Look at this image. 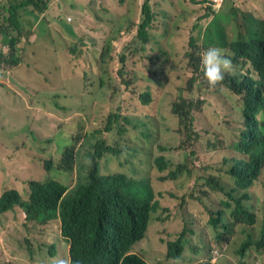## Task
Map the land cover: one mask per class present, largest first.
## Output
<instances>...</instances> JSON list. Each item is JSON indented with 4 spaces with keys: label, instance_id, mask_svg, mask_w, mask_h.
Instances as JSON below:
<instances>
[{
    "label": "trees",
    "instance_id": "obj_1",
    "mask_svg": "<svg viewBox=\"0 0 264 264\" xmlns=\"http://www.w3.org/2000/svg\"><path fill=\"white\" fill-rule=\"evenodd\" d=\"M118 1L124 4L127 0ZM231 1L233 5L226 15L211 5L212 0L200 1L206 5L207 15L211 18L188 44L185 52L190 68L188 72V67L174 48L175 34L169 32V29L174 30L176 24V8L184 11L181 0L177 3L172 1L173 5H168L165 0H143L141 16L127 26L118 23L109 25L110 30L99 38L101 44L95 45L101 48V58H97V79H92L89 69L75 60L78 45L71 44L65 52L42 36L37 35L29 43L20 40L24 31L20 12H29L31 5L41 7L37 0H21L7 8V20L14 24L16 33L0 34V104L4 95L12 97L17 91L36 109L32 121L36 124L38 118L47 119L48 126L45 130L33 124L27 131H22V144L8 146L1 142L7 151L6 156L0 154L2 182L9 185L3 187L0 193V212L14 210L13 218H8L7 230L11 232L12 227H17L18 235L28 238L39 227H53L54 241L29 242L36 264H52L46 257H54L53 252L58 249L56 245L63 233L72 239L70 254L75 259L81 257L100 264L117 263L130 246L132 248L144 238L152 240V235L147 232L151 221L152 233L171 236L166 243V259L182 257L186 244L197 250L189 234L198 233L209 225L213 229L226 226L229 230L218 232V241L221 235L228 241L242 243L238 249L240 256L229 259V264H244L248 245H256L264 253V222L260 236L252 238L255 232L253 224L256 222L246 221L242 215L244 212L240 210L242 195L252 188L261 187L259 172L264 165V128L259 129L254 119L257 108L264 106V6L262 10H249L251 14L245 9L247 2ZM42 4L47 6L44 0ZM56 5L59 7L55 15L57 25L70 36L80 39L74 22L69 19V12L60 2ZM2 6L0 2V10ZM231 20L237 24L236 39L228 38L226 31V25ZM113 28L117 32L112 31ZM217 44L234 54L231 56L234 74L226 73L222 81L210 87L203 75L200 57L206 48ZM170 52L173 54L172 65ZM68 55L70 58L66 62ZM131 59L147 62L150 79L156 82L153 88L137 87L132 80L125 85L123 76L119 82H114L115 76L110 73L111 63H120L124 67ZM252 67L259 70L261 82H257L256 70ZM61 71L66 73L61 75ZM175 72L180 73L173 80ZM4 81L15 89L13 93L7 90L4 94L2 89H7ZM224 86L242 95L243 99L248 95L245 110L248 132L244 128L238 141L230 145L225 142L228 139L220 129L228 116L220 102ZM98 94L107 103L117 102L119 97L118 108L111 110L106 120L109 123L107 132L111 131V124L117 122V137L103 134L100 126L92 124L93 119H97L93 111V97ZM30 95L44 102L47 110L38 102L33 103ZM163 106L171 121L170 129L159 126ZM123 107L141 109L146 116L154 112L161 137L177 143L161 147L160 141H154L152 145L122 143L121 136L128 130L122 119L132 122L128 116H123ZM77 112L82 114L79 120L75 117ZM51 114L54 118L50 117ZM69 115H73L72 121L78 122L81 131L97 133L98 142L91 153L89 170L77 181L89 186L76 187L67 194L70 189L67 184L76 173L77 149L86 132L80 141H76L75 136L69 137L72 138V145L67 146L66 143L63 146L57 163L50 160L45 162L49 178L42 181L25 178L23 173L27 169L16 164L12 156L16 150L24 148L42 157L44 152L49 153L48 142L54 141L60 146L62 141L59 138L62 137L57 129L53 128V136L49 134L52 129L50 122L58 116ZM67 123L65 121L61 125ZM142 123L146 125V122ZM0 125L2 132L7 131L4 123ZM134 126L138 127V123H134ZM93 127L97 128L94 130ZM146 135L151 136L149 133ZM200 137L210 145L220 144L198 153L208 161L207 174L199 175L189 158H176L181 148L187 156L195 153L192 151L194 142ZM2 138L3 135L0 140ZM44 143L47 145L42 146ZM154 145L157 149L160 147V156L156 159ZM40 148L41 151H38ZM243 154L246 157L242 158ZM249 154L250 161L246 162ZM101 162L106 170L112 168L111 173L97 174ZM178 180L189 187L183 195L179 194L178 187L168 186L171 181ZM201 181L227 197L220 200L221 207L216 201L207 202L203 195L196 192L201 187ZM180 221L182 225L176 226L174 231L169 229ZM3 234L1 231L0 235ZM0 248L3 253L2 244ZM225 250L226 247L213 245L206 251V257L196 264H227L222 261ZM154 251L155 248L151 247L143 254L133 252L123 259L122 264H146L145 257L148 259ZM1 264L19 263L5 258Z\"/></svg>",
    "mask_w": 264,
    "mask_h": 264
},
{
    "label": "rangeland",
    "instance_id": "obj_2",
    "mask_svg": "<svg viewBox=\"0 0 264 264\" xmlns=\"http://www.w3.org/2000/svg\"><path fill=\"white\" fill-rule=\"evenodd\" d=\"M21 0H0L3 4L0 10V34L4 35L5 33L9 35L15 34L14 24L10 23L7 20L9 12L7 8ZM41 7H36L31 5L28 7L29 12H20L22 14V22L24 23L23 37L21 38L25 43L33 41V39L38 35L46 38L48 41L56 44L61 48L62 51H67L71 44L78 45L79 49L76 51L75 60L82 62L90 71V77L92 79H97L98 77V66L97 58H101V48L95 45H100L101 41L99 38L106 32L110 30L109 25H114L118 23L122 26H127L130 21H133L141 16V8L143 0H127L124 4L120 3L118 0H44L47 2V6L42 4V0H37ZM160 1V0H155ZM168 5H173L174 2L177 3L178 0H165ZM201 0H181L183 12L181 9L176 8V13L178 17L176 19V24L173 29H169L171 34H175L174 38V48L177 55L182 59L183 63L188 67L187 60L185 59V52L187 50L188 44L193 38V35H196L200 28L205 27L210 16L207 15V10L205 4L200 2ZM247 2V7L245 8L248 12L249 10L254 11L255 9L262 10L264 6V0H242ZM57 2L69 12V17L74 22V29L79 38L70 36L66 31H64L59 25L55 18L56 12L59 11V7L56 5ZM49 5V8L47 9ZM218 8V12L223 15L228 14L229 9L232 7L233 2L231 0H225L223 4H215ZM104 8V9H103ZM253 14L252 12H250ZM39 20V22H36ZM31 26V28H30ZM112 31L117 32L116 28H113ZM226 31L228 38L236 39L238 37V28L236 22L231 20L226 25ZM94 43V45H93ZM156 43V40H154ZM216 46L220 47L219 44ZM156 50L158 47L156 46ZM80 56L78 57V54ZM171 54V65L173 60V54ZM71 55V54H70ZM70 55L66 59V62L69 61ZM72 56V55H71ZM145 60V59H144ZM147 61V60H145ZM149 66L147 62H135L133 59L127 63L126 66H122L120 63H111L110 73L114 75V82H119L121 76L122 82L127 85L130 80L133 81V84L137 87H149L153 88L155 81L150 79ZM52 69H54L52 67ZM161 70V65L159 67ZM122 71V74L120 73ZM190 68L188 67V72ZM65 71H61L60 74H65ZM180 72H175L173 80L178 76ZM183 74V73H181ZM54 75V73H50ZM256 76V75H255ZM22 82V80L20 81ZM7 86H10L8 81H4ZM60 86V84H58ZM13 87H10V91H14ZM106 90V89H102ZM30 100L33 103L38 102L44 110H47V106L44 105V102H39L34 95L29 96ZM103 97L100 94L93 97V111L97 119H93V126H100V130L103 134L107 136L117 137V122L111 124V131L107 132L108 122L107 115L111 110L118 108V102H104L102 101ZM242 96L235 94L231 89H228L224 86L223 93L220 97L221 107L227 113L224 123L220 126L221 131L226 136L228 140H225L227 144H232L233 142L239 139V134L243 130V102ZM157 99V98H156ZM156 99L154 101H156ZM2 105L0 106V123L6 125L7 131L0 132V137L3 135V138L0 140V154L6 156L5 149L1 146V142L7 144L8 146L23 143L22 131H27L31 125H36L43 129H47L48 120L38 118L36 124L32 121L36 115V109L28 104L24 100L19 98L10 97L9 95H4L2 97ZM132 103V102H131ZM99 113V114H98ZM123 116H128L132 122H128L125 119H122V122L128 128V130L121 136L122 143H128L130 145H135L138 143H143L147 145H152L155 141H160V147L164 144H173L177 142H169L168 139H164L160 135V130L157 126V121L155 116L150 114L146 116L141 109H128L126 107L122 108ZM50 117L54 118L51 114ZM78 120L82 117L80 112L76 113L75 116ZM73 115L67 117L58 116L56 120L50 122V127L52 128L49 131L50 136L54 135L53 128H56L58 133L62 138H59L62 143L60 146L52 141L42 144L46 146L49 150V153L39 155L32 150H25L21 148L16 150L15 155L12 156V160L17 164L19 163L24 170V177L27 179L36 178L37 180H45L49 178L46 169L44 168L43 162L54 161L57 163L61 157V150L63 146L67 143V146L72 145V138L70 136H75L76 141H80L86 132V137L81 140L80 145L77 149V163H76V173L72 175L70 184H67L68 187L74 186L81 177H83L87 170L91 166V153L94 152V144L98 142V134L91 133L87 130H82L78 126L77 121H72ZM242 120V125H241ZM68 122L65 125H61L63 122ZM146 122V125L142 122ZM134 123H138V127L134 126ZM171 121L168 120V113L163 106L162 115L160 117L159 126L162 128L170 129ZM94 130L97 127H93ZM149 133L151 136L148 137L146 134ZM80 134V135H79ZM69 138V139H68ZM68 141V142H67ZM101 141V140H99ZM21 143V144H22ZM20 144V145H21ZM220 144V143H219ZM210 145L206 139L200 137V139L194 142L195 153L187 156V153L183 148L178 152V160H184L189 158L193 166L197 169L200 174H207L206 171V162L200 157L199 152H204L207 149H213L217 145ZM160 147L154 145L153 154L155 159L160 156ZM41 151V148L38 150ZM191 151V152H192ZM4 152V153H3ZM27 160L30 164H28ZM2 163L0 162V193L3 191V187H7L9 184L5 185L2 182ZM111 169L106 170L105 165L101 162L100 164V173L108 174L111 173ZM133 171V170H131ZM57 173V172H56ZM55 176V174H54ZM64 182V181H63ZM261 187L259 189H250L252 194V200L250 201L251 207L257 212L256 223L253 224L255 232H253L252 238H257L261 234V225L264 218V171L260 176L259 180ZM201 187L197 189V193L203 195L204 199L209 201H216L221 207L220 200L225 197L223 193L213 191L211 187H208L200 182ZM89 185L86 184H76L77 188H85ZM165 184H163V187ZM170 187H178L179 194L183 195L187 190L188 186L182 180L176 182H170L168 184ZM14 187V186H12ZM209 190V191H208ZM259 200V201H258ZM234 206V202L232 201ZM9 216L10 219L13 218V215L10 213L0 212V232L4 234L0 235V245H3V253L0 248V264L5 260V258L13 259L19 264H36L37 260L34 254L29 249V242H38L45 240L46 242L54 241V230L52 226L47 228L39 227L35 232L28 235H18V228L12 227L11 232H8V223L9 221L5 219L6 216ZM153 222L151 221L148 227V233L152 235V240L142 239L138 241L133 247L134 251L143 254L142 252L150 249L151 247L155 248L154 253L147 259L150 264H196L199 260L206 257V251L209 247L215 245L217 247H226L225 253L222 257V261L229 264V259H234L239 255L238 249L242 243L233 242L234 240H226L223 238V241H218L216 236L218 232H227L229 230L222 229L220 226L218 229H213L210 225L208 228L200 229L198 233L189 234L190 241L197 246V250L194 247H190L188 244L185 246L182 257L179 259H166V243L171 237L166 233L154 234L151 231ZM174 227L169 228L171 231L176 229V226L182 225V221L175 222ZM194 236L198 238L196 241ZM140 242V243H139ZM58 249H66L65 241L62 238L58 241L56 245ZM41 252V251H40ZM3 254V255H2ZM47 258V257H46ZM45 258V259H46ZM244 264H264V253L261 250H257L253 245H250L245 251V263Z\"/></svg>",
    "mask_w": 264,
    "mask_h": 264
},
{
    "label": "clouds",
    "instance_id": "obj_3",
    "mask_svg": "<svg viewBox=\"0 0 264 264\" xmlns=\"http://www.w3.org/2000/svg\"><path fill=\"white\" fill-rule=\"evenodd\" d=\"M224 1L225 0H223L221 3H216L214 0H212L211 5H213V7H215V8H217V6L215 4H223ZM69 19H71V18L69 17ZM22 37H23V35L21 36V38ZM21 38H20V40H21ZM232 55H234V54L231 52H228L226 49L218 47V46H210L202 52L201 57H200V63H201L203 75H204L205 79L207 80L208 85L210 87H215L218 84V82L222 81L224 79V76L226 73L234 74V65H233V61L231 59ZM252 68H254L256 70L257 82L258 83L261 82L262 77H261L259 70L256 67H252ZM239 93H241V91ZM247 99H248V95L244 99L242 98V102H243V110H242L243 125H242V120H241V125L243 127V130H244V128H246V131L248 132V126L246 123V116H245V110L247 107ZM254 119L256 120V122L258 124V128L263 129L264 128V106H260L257 108V111L254 115ZM239 138H240V134H239ZM243 157H246V156L243 154L242 158ZM248 161H250V154L246 158V162H248ZM44 164L45 163L43 162V165ZM44 168H45V166H44ZM263 171H264V165H262L260 168V172H259L260 176L262 175ZM97 174H101V173L99 172ZM76 184H78V183H76ZM76 184L74 186L70 187L67 194L71 193L73 190L76 189ZM79 184H81V183H79ZM259 188L260 187L255 188V189L257 190ZM248 191H249V193L242 195L241 203H240V210L244 212L242 215L245 218V220L248 221L249 223H252V222H256L258 216H257V212L250 205V201L252 200V194H251L250 190H248ZM217 192H219V191H217ZM220 193H222V192H220ZM222 199H227V197L225 196ZM231 202H232V200H231ZM21 212H22V214H25L24 211H21ZM4 213H10L13 215L16 212L14 210H11V211H7ZM255 216H256V220H254ZM8 218H10V217L7 215L5 217V219L8 220ZM263 222H264V218H263L262 224H263ZM221 227H222V229L227 230L226 226L224 228H223V226H221ZM229 229H232L230 225H229ZM261 229H262V225H261ZM62 238L65 241L66 249L54 250V252H53L54 257L53 256L47 257V259L52 264H100L97 261L91 260V259H85V258H81V257H79L80 260L75 259L70 254V252H72V239H71V237L67 236L63 233ZM194 239L196 241L198 240V238H196L195 236H194ZM220 241H223V238L221 237V235H220ZM249 246L250 245H248V247ZM254 247L257 249L256 245H254ZM133 252H136V251H134V248L132 251V248L130 246L129 249L124 253L122 259L119 262L113 263V264H122L123 259L129 255H132ZM166 252H167V245H166ZM146 264H150L148 260L146 261Z\"/></svg>",
    "mask_w": 264,
    "mask_h": 264
},
{
    "label": "crops",
    "instance_id": "obj_4",
    "mask_svg": "<svg viewBox=\"0 0 264 264\" xmlns=\"http://www.w3.org/2000/svg\"><path fill=\"white\" fill-rule=\"evenodd\" d=\"M7 86V85H6ZM3 90V92H4V94H5V92L8 90L9 92H10V94L11 93H13L14 91H10V86H7V89H2ZM12 97H15V98H19L20 100H24V97H22V95L19 93V92H17V91H15L14 93H13V95H12ZM2 105V103L0 104V106ZM2 116H1V113H0V118H1ZM2 131V128H1V125H0V132ZM1 146L2 147H6L4 144H2L1 143Z\"/></svg>",
    "mask_w": 264,
    "mask_h": 264
},
{
    "label": "built area",
    "instance_id": "obj_5",
    "mask_svg": "<svg viewBox=\"0 0 264 264\" xmlns=\"http://www.w3.org/2000/svg\"><path fill=\"white\" fill-rule=\"evenodd\" d=\"M216 3H221L223 0H214Z\"/></svg>",
    "mask_w": 264,
    "mask_h": 264
}]
</instances>
